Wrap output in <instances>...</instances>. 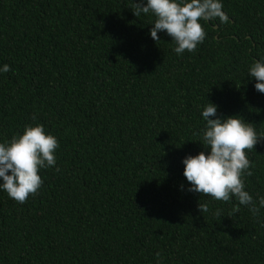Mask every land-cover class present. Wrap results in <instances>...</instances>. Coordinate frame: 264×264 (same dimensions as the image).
<instances>
[{
  "label": "trees",
  "instance_id": "16d2710c",
  "mask_svg": "<svg viewBox=\"0 0 264 264\" xmlns=\"http://www.w3.org/2000/svg\"><path fill=\"white\" fill-rule=\"evenodd\" d=\"M223 5L229 23L199 21L204 42L177 55L133 0H0V143L36 124L59 142L36 194L0 191V264H264V208L190 192L183 176V158L207 151L208 101L264 135L248 75L264 0ZM245 151L259 207L264 140Z\"/></svg>",
  "mask_w": 264,
  "mask_h": 264
},
{
  "label": "clouds",
  "instance_id": "9594fccd",
  "mask_svg": "<svg viewBox=\"0 0 264 264\" xmlns=\"http://www.w3.org/2000/svg\"><path fill=\"white\" fill-rule=\"evenodd\" d=\"M134 15L151 13L155 19L150 23V37L160 40L158 33L171 37L173 51L182 55L191 53L202 44L206 32L199 21L229 23L223 11V0H133ZM10 65L0 66V73L9 72ZM248 75L255 79L254 88L264 94V58L255 60L248 68ZM218 105L208 101L202 107L201 117L205 122L200 136L207 151L186 155L183 176L189 182L188 191L209 196L217 201H229L235 197L240 205L250 207L256 213L264 208V197L258 198L245 190L243 176H251V162L245 150H251L264 135L258 134L238 115L218 116ZM58 139L46 133L41 124L25 125L22 133L9 141L0 143V191L17 202H25L43 184L38 174L41 169L56 167ZM183 188V186H182ZM201 208V206H200ZM206 211V208H201ZM159 257V254H157ZM160 264V260H157Z\"/></svg>",
  "mask_w": 264,
  "mask_h": 264
},
{
  "label": "water",
  "instance_id": "95a60500",
  "mask_svg": "<svg viewBox=\"0 0 264 264\" xmlns=\"http://www.w3.org/2000/svg\"><path fill=\"white\" fill-rule=\"evenodd\" d=\"M217 28V27H216Z\"/></svg>",
  "mask_w": 264,
  "mask_h": 264
}]
</instances>
